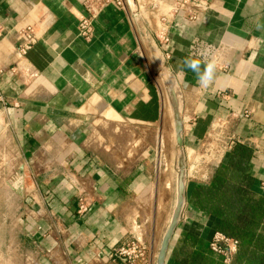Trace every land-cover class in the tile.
<instances>
[{"label": "crops", "instance_id": "1", "mask_svg": "<svg viewBox=\"0 0 264 264\" xmlns=\"http://www.w3.org/2000/svg\"><path fill=\"white\" fill-rule=\"evenodd\" d=\"M83 1L0 0V189L23 176L31 248L59 264H122L108 253L131 237L148 246L155 264L160 188L171 193V184L160 183L145 134L132 132L164 121L161 69L147 59L152 31L128 5H108L85 42L78 36ZM208 1L211 9L195 23L176 16L161 46L170 80L189 96L182 108L187 165L218 126L215 138L229 148L252 150L250 173L263 189L264 0ZM28 27L37 39L20 54ZM186 60L200 61L201 72L214 65L208 87ZM196 184L189 182L166 264H180L171 248L186 230L209 248L210 217L189 203ZM82 195L91 208L80 216Z\"/></svg>", "mask_w": 264, "mask_h": 264}, {"label": "trees", "instance_id": "2", "mask_svg": "<svg viewBox=\"0 0 264 264\" xmlns=\"http://www.w3.org/2000/svg\"><path fill=\"white\" fill-rule=\"evenodd\" d=\"M253 153L233 143L214 168L209 184L189 190V203L210 217V236L222 233L239 241L232 264H264V189L251 175ZM180 264H225L224 258L206 247L204 238L186 230L172 244Z\"/></svg>", "mask_w": 264, "mask_h": 264}, {"label": "built area", "instance_id": "3", "mask_svg": "<svg viewBox=\"0 0 264 264\" xmlns=\"http://www.w3.org/2000/svg\"><path fill=\"white\" fill-rule=\"evenodd\" d=\"M137 4L142 20H145L149 25L154 39L161 46L168 41V31L176 16L182 15L188 22L195 23L211 9V3L208 0H181L173 3H167L163 0H137ZM108 5H114L118 9L125 10L127 8V0L83 1L84 12L79 16L78 23V36L82 40L90 42L94 38V23ZM148 17L156 19L155 27L148 21ZM36 39L32 28L28 27L21 39L20 54H25L35 43ZM217 142L223 143L218 138H213L209 135L202 150L203 155L200 152L194 155L191 164H188V170L192 173L189 181L196 179V182L201 181L206 183V180L210 179L208 171L209 166L213 163L212 159L218 158L215 167L218 166L224 153L228 150V145L225 143H223L225 146L216 147ZM199 173V177L194 176ZM262 188L264 189V182L262 183ZM90 208L91 204L88 199L83 195L79 196L78 214L80 216L86 215L90 211ZM209 248L216 254L221 255L224 258L225 264H231L240 249V243L222 233H216L209 244ZM108 260L112 263L122 264H149L150 252L148 246L140 238L131 237L124 244L109 252Z\"/></svg>", "mask_w": 264, "mask_h": 264}, {"label": "rangeland", "instance_id": "4", "mask_svg": "<svg viewBox=\"0 0 264 264\" xmlns=\"http://www.w3.org/2000/svg\"><path fill=\"white\" fill-rule=\"evenodd\" d=\"M147 19V17L145 16ZM148 21L152 23V25L155 27L156 19L154 17H148ZM142 25L144 26V30L150 31L151 28L146 23V21L141 20ZM152 27V28H154ZM150 29V30H149ZM147 32V31H146ZM151 33V32H150ZM147 42L146 43V49H147V59L148 63L154 67L160 66V61L163 59L161 57H165L163 53L161 52V45L158 41H156L151 33L146 34ZM160 47V48H159ZM166 60V58H165ZM164 66L166 67V63H164ZM166 69V68H165ZM159 70V69H158ZM167 71V69H166ZM159 72H161L159 70ZM168 72V71H167ZM169 74V72H168ZM169 76V75H168ZM167 78V76H165ZM158 81L162 83V87L164 88V121L161 125H157L155 127H149V126H137L136 129H132V132L135 133V138H138V135L145 134L146 136V149L151 148L152 154L155 153V156H157V162L158 165V177H160V183H163L164 181H169L171 184V193L170 190H165L163 188H160V207L162 208L160 210V216L158 218L161 219V221L158 223L159 226V235L156 240V248L159 249L160 242L162 239V236L166 230L167 223L169 221L173 205H174V199H175V175H176V157H177V151L175 147V139H174V127L172 122V108H171V100H170V88L169 86L163 85L162 79L159 75ZM171 82V88L173 90V94L176 98V103L180 107V111L182 114V108L184 106V99H186L188 96V93L183 90V87L178 85L179 87L175 86L173 81ZM183 119V116H182ZM219 124V123H218ZM221 129L217 126L216 129L212 131V137L215 138V135L217 136L220 133ZM160 137V138H159ZM221 142L224 143V139L221 140ZM223 143H218V147L225 146ZM133 144V140H132ZM137 144V143H136ZM135 144V145H136ZM206 144V142L204 143ZM143 146V145H142ZM141 146V147H142ZM216 146V147H217ZM161 150V152H160ZM229 147L226 153H224L223 158L228 153ZM135 151H132V154ZM157 152V153H156ZM187 154V153H186ZM201 155H203V151L200 152ZM218 157V155H217ZM194 156L192 157V159ZM210 159V158H208ZM218 158L212 159V165L209 166L208 174L211 173V170L214 169L216 162ZM191 161V160H190ZM188 164H191L188 163ZM220 164V163H219ZM188 166V165H187ZM187 175L188 178L191 177L192 173L188 170L187 167ZM200 173L198 175H194L196 177H199ZM211 178V177H210ZM210 179L206 180L207 182ZM193 180H190L189 182H192ZM196 181V179H194ZM201 181H199L200 183ZM168 183V184H169ZM204 183V182H201ZM200 183V184H201ZM27 204L24 200L20 201H14L13 197H10V194H8V191L2 186L0 189V224L3 221V215L6 213V216L9 218L11 217L10 221L8 222L7 226L0 230V244L5 245L7 241H10L11 236L16 241L17 237H19L20 233L24 238L27 239L28 245H24V249L19 254L14 253V255L10 252L6 254L5 257L3 255L0 256V264H59L57 262V259L52 257L50 258L49 255H46L45 253H42L41 250H33L31 248L30 241V235L28 227V216L27 214ZM153 213V214H152ZM14 214L18 215V218L21 219L20 221L17 220V222L14 224ZM154 215V210L150 213V215ZM151 215V216H152ZM154 220V218L152 219ZM158 221V220H157ZM167 222V223H166ZM11 227H13V232H11ZM15 230V231H14ZM28 230V231H27ZM15 232V233H14ZM156 239V238H155ZM25 241V240H24ZM22 243H27V242ZM9 247V246H8ZM158 252V250H157Z\"/></svg>", "mask_w": 264, "mask_h": 264}, {"label": "water", "instance_id": "5", "mask_svg": "<svg viewBox=\"0 0 264 264\" xmlns=\"http://www.w3.org/2000/svg\"><path fill=\"white\" fill-rule=\"evenodd\" d=\"M127 5L131 9L133 17L137 21H141L139 7L137 0H127ZM160 48V47H159ZM165 57L160 61L159 69H161V79L163 85L169 86L170 90V100L172 108V122L174 127V139L175 147L177 151L176 157V175H175V199L173 209L167 223L166 230L162 236L160 246L156 255L155 264H166L167 255L170 249V245L174 240L181 224L185 219V213L188 205L187 191L189 187V179L187 176V154L185 148V133L183 130L184 122L182 119V114L180 107L176 103V98L173 94L171 80L169 78L168 70L166 71L164 66ZM167 76V78L165 77ZM14 188L19 192L20 195L24 193V178L20 174L18 179L15 181Z\"/></svg>", "mask_w": 264, "mask_h": 264}, {"label": "flooded vegetation", "instance_id": "6", "mask_svg": "<svg viewBox=\"0 0 264 264\" xmlns=\"http://www.w3.org/2000/svg\"><path fill=\"white\" fill-rule=\"evenodd\" d=\"M15 184H10L8 187H4L6 189V191H8V194H10V197H13L14 201H20L22 200L21 195L19 194V192L14 188ZM11 217H7L6 213L3 215V221L0 224V230H3L8 222L10 221ZM18 221H20L21 219L18 218V215L14 214V224ZM15 231V230H14ZM11 232H13V227H11ZM15 233V232H14ZM1 239V238H0ZM2 240V239H1ZM25 240V241H24ZM27 242V239L24 238V236H22V234L20 233L19 237H17L16 241L13 239V237L11 236L10 241H7V243L5 245H1L0 244V256L3 255V257L6 256V254L9 253L8 249L10 250V252L14 255V253H20L22 252V250L24 249V245H28V242L22 243V242ZM9 246V247H8ZM31 246V245H30Z\"/></svg>", "mask_w": 264, "mask_h": 264}, {"label": "clouds", "instance_id": "7", "mask_svg": "<svg viewBox=\"0 0 264 264\" xmlns=\"http://www.w3.org/2000/svg\"><path fill=\"white\" fill-rule=\"evenodd\" d=\"M185 65L196 72L199 78V83L202 87H208V85L212 82L215 67L212 63H208L203 71H200V61L198 60H186Z\"/></svg>", "mask_w": 264, "mask_h": 264}, {"label": "bare ground", "instance_id": "8", "mask_svg": "<svg viewBox=\"0 0 264 264\" xmlns=\"http://www.w3.org/2000/svg\"><path fill=\"white\" fill-rule=\"evenodd\" d=\"M187 176H189V175H187ZM189 179V178H188Z\"/></svg>", "mask_w": 264, "mask_h": 264}]
</instances>
